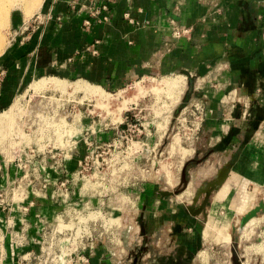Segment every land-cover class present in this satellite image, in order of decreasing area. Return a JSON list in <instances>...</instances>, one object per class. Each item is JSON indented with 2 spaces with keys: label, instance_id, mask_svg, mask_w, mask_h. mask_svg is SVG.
Listing matches in <instances>:
<instances>
[{
  "label": "crops",
  "instance_id": "crops-1",
  "mask_svg": "<svg viewBox=\"0 0 264 264\" xmlns=\"http://www.w3.org/2000/svg\"><path fill=\"white\" fill-rule=\"evenodd\" d=\"M71 1L42 0L30 18L22 10L11 12L9 45L0 55V70L7 71L0 112L40 78L111 91L150 76L187 80L192 104L205 113L189 147L188 168L199 165L188 171L192 198L180 202L192 195L190 184L183 194L160 190L159 198L145 199L153 207L141 215L145 232L134 247L123 242L121 261L107 248L89 256L90 264H208L206 245L230 236L219 235L211 218L237 211L234 202L228 206V192L234 191L228 181L264 183V0H115L109 22L90 27L84 25L87 14L72 9ZM174 28L186 32L177 38ZM229 165L228 183L193 216L205 182ZM2 252V263L12 264L10 247Z\"/></svg>",
  "mask_w": 264,
  "mask_h": 264
},
{
  "label": "rangeland",
  "instance_id": "rangeland-1",
  "mask_svg": "<svg viewBox=\"0 0 264 264\" xmlns=\"http://www.w3.org/2000/svg\"><path fill=\"white\" fill-rule=\"evenodd\" d=\"M32 4H8L10 14L22 10L30 18L41 8ZM25 6L34 10L28 9L27 14ZM7 25H0L6 46ZM180 78H141L117 91L101 88L95 97L77 94L71 86L78 81L63 80V91L46 88L35 92L31 86L40 78L0 112L11 111L0 127V185L17 187L18 196H25L49 175L48 199H59V204L47 209L49 246L67 253L83 247L87 239L73 237L92 218L95 225L87 232L94 236L95 250L107 248L115 261H121L123 242L137 245L141 235L139 215L148 206L145 199L159 198L160 190L184 189L183 169L193 153L189 147L205 113L192 104L189 83ZM128 114L130 123L123 127ZM197 166V162L187 166L192 195L181 200L182 204L193 196L188 171ZM226 182L215 191L230 182L234 191L228 192V206L232 209L236 202L241 213L232 209L211 218L223 236L230 234L231 241L207 244L208 264H264V183L254 185L240 177ZM243 184L246 193L240 192ZM200 194L203 199L204 193ZM250 215L254 217L245 222ZM58 231L62 235L55 238Z\"/></svg>",
  "mask_w": 264,
  "mask_h": 264
},
{
  "label": "built area",
  "instance_id": "built-area-1",
  "mask_svg": "<svg viewBox=\"0 0 264 264\" xmlns=\"http://www.w3.org/2000/svg\"><path fill=\"white\" fill-rule=\"evenodd\" d=\"M114 2L115 0H102V2H97V0H73L70 5L72 9H79L80 12L87 14L84 25L90 27L93 21L100 24L109 22L110 16L107 15L110 9L109 4ZM171 24H173L172 20ZM172 32L173 36L178 38L186 31L174 28ZM6 79L7 71L0 70V97ZM129 123L128 114L124 118L123 127ZM46 178L47 180H44L40 187L36 189L31 187V191H26V195H20L21 197L18 196L19 189L17 187L7 185L3 188L0 185V264H3L2 249H5L6 246L11 249L12 264H90L89 255L94 253L96 248L94 236L91 232V234L87 232L92 228V224L95 225L92 218L89 223H85L84 227H80L73 237L81 241L87 239V244L83 247H77L74 251L67 253L63 249H54L49 246L48 240L51 236L46 231L49 221L47 209H50L54 203L59 204V199L55 202L48 199L50 197L48 191L50 185L49 175ZM3 191H5V194L2 193ZM41 201H44L45 206L41 205ZM39 204L44 207L40 209ZM61 235V231L54 233L55 238ZM34 247H38V249L36 250Z\"/></svg>",
  "mask_w": 264,
  "mask_h": 264
},
{
  "label": "bare ground",
  "instance_id": "bare-ground-1",
  "mask_svg": "<svg viewBox=\"0 0 264 264\" xmlns=\"http://www.w3.org/2000/svg\"><path fill=\"white\" fill-rule=\"evenodd\" d=\"M16 1H24V3L25 2H32L33 4H35L36 3V5H41L40 3H42L41 1L42 0H0V25H2L3 27H6V25H7V23H8V21H9V15H10V11H9V5L8 4H13V3H15ZM30 4V3H29ZM32 4V6H33V8H34V6L35 5H33ZM28 5V4H27ZM26 5V6H27ZM24 6V5H23ZM26 6H25V8H26ZM11 7V6H10ZM30 7V6H29ZM36 7V6H35ZM32 8V7H31ZM31 8L29 9V8H26L27 10L29 9L30 11H32V10H34V9H32L31 10ZM38 8V7H37ZM29 10H28V12H27V14L28 13H30L29 12ZM1 26V27H2ZM3 29V28H2ZM0 31H1V28H0ZM2 32V31H1ZM1 32H0V55L3 53V51L7 48L6 47V45H5V43H4V41H3V36H2V34H1ZM7 46H8V44H7ZM181 79V78H180ZM179 79V80H180ZM177 79H175V82H177L176 81ZM181 81V80H180ZM71 82V81H70ZM173 83V84H175L176 85V83ZM179 82V81H178ZM184 82V81H183ZM35 83V82H34ZM65 82L63 81V80H60V79H58V78H43V79H41L39 82H37V83H35L34 85H32L31 87L34 89V91L35 90H37V92H39V90L40 91H42L43 89H45L46 90V88H53L54 90H56V89H62V91H63V89L65 88V85L66 84H64ZM169 83V82H168ZM73 86H71V87H73L74 88V90L75 91H77L76 93L78 94V92L79 93H83V94H85L86 96H99V94H101V87H97V86H95V85H91V84H88V83H82V82H76V83H74V84H72ZM170 85H171V83H170ZM178 85V84H177ZM70 86L68 85V88H69ZM171 87V86H170ZM169 87V88H170ZM174 86L172 85V88H173ZM178 87H179V85H178ZM42 89V90H41ZM66 89V88H65ZM73 90V91H74ZM155 90V89H154ZM67 91V90H66ZM157 91V90H156ZM36 92V91H35ZM61 92V91H60ZM65 92V91H64ZM154 92V91H153ZM158 92V91H157ZM104 93V95H105V92H103ZM103 93H102V95H103ZM108 95V94H107ZM106 97V96H105ZM104 97V98H105ZM99 98V97H98ZM109 97L107 96V98L106 99H108ZM100 99V98H99ZM102 99V98H101ZM101 99H100V101H101ZM11 110V109H10ZM11 111H8V112H6V113H2V114H0V127L2 126V124H3V121L9 116V113H10ZM183 179V178H182ZM188 185H189V183H188ZM188 185H187V188L182 192V194L183 193H185L187 190H188ZM206 189L207 188H203L202 189V191H201V193H204L205 194V192H206ZM183 197V196H182ZM197 197L199 198V197H201V194H199V195H197ZM241 198H242V196H241ZM246 198V197H245ZM240 201H242L241 199H240ZM238 204H236V202H235V207H236V209L238 208V206H237ZM246 205H248V204H246ZM245 205V206H246ZM234 208V207H233ZM245 210L247 209V208H244ZM240 211V209H237V211ZM247 211V210H246ZM240 213H241V211H240ZM251 217H254V216H251ZM251 217L249 218V219H246L245 218V222H247V221H249L250 219H251ZM207 227V226H206ZM209 227V226H208ZM212 229L213 228H211V227H209V231H212ZM207 233H208V231H207ZM217 236H219V235H222V233L221 234H219L218 235V232H217V234H216ZM208 236V235H207ZM223 236V235H222ZM221 236V237H222ZM222 240H224L223 238H221ZM231 238H229L228 236L226 237V242H227V240L228 241H231L230 240ZM217 240V239H216ZM224 240V241H225ZM223 242V241H222ZM221 242V243H222ZM220 243V242H219ZM224 243V242H223ZM222 243V244H223ZM229 244V243H228ZM199 257H200V255H199ZM201 258H203V257H201ZM203 261V260H202Z\"/></svg>",
  "mask_w": 264,
  "mask_h": 264
},
{
  "label": "water",
  "instance_id": "water-1",
  "mask_svg": "<svg viewBox=\"0 0 264 264\" xmlns=\"http://www.w3.org/2000/svg\"><path fill=\"white\" fill-rule=\"evenodd\" d=\"M231 168H232V166L229 165V166H226V167L222 168L219 171L216 180L212 181L208 185V187L206 189V192L204 194V198H203V201H202L201 205L197 208V210H194V211L191 212V214L193 216L200 215V214H202L205 211V209H206V207H207V205H208V203L210 201V198H211L212 194L214 193V191L219 186H221L223 183L226 182L227 178L229 177ZM186 169H187V164L185 165V167L183 169V174H182V178H183L182 179V183L184 185V189H181V190L179 189V190L175 191V194H181L187 188L188 181H187V177H186ZM167 194H170V193H167ZM199 198L196 196V198L194 199L193 202L194 203L197 202L199 200ZM191 209L193 210V208H191ZM250 217H251V215L248 216L246 219H249Z\"/></svg>",
  "mask_w": 264,
  "mask_h": 264
},
{
  "label": "flooded vegetation",
  "instance_id": "flooded-vegetation-1",
  "mask_svg": "<svg viewBox=\"0 0 264 264\" xmlns=\"http://www.w3.org/2000/svg\"><path fill=\"white\" fill-rule=\"evenodd\" d=\"M141 218H140V222L142 223L143 222V220H142V216H140ZM142 225V224H141ZM144 232H145V227H142V231H141V233H142V235L144 234ZM137 253V252H136Z\"/></svg>",
  "mask_w": 264,
  "mask_h": 264
}]
</instances>
